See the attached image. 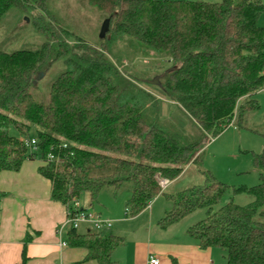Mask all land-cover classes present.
<instances>
[{"label":"trees","instance_id":"16d2710c","mask_svg":"<svg viewBox=\"0 0 264 264\" xmlns=\"http://www.w3.org/2000/svg\"><path fill=\"white\" fill-rule=\"evenodd\" d=\"M45 3L0 0V22L11 11L32 15V28L42 39L33 50H0V173H16L25 161L38 160L51 201L64 208L82 197L93 208L104 189L116 195L128 185L129 218L160 196L170 203L156 224L160 229L203 212L185 231L199 250L224 252L225 264H264V146L252 156L259 171L253 187L230 189L207 171L201 172V185L175 193L158 184L161 179L173 187L199 164L210 140L230 126L246 130L248 116L259 110L264 27L258 19L264 0H86L109 19L108 32L96 45L56 25ZM126 40L169 63L157 77L158 89L193 122L196 136L163 126L158 100L145 83L111 60L112 46ZM59 61L65 69L48 85L47 98L36 101L31 91ZM10 127L24 140L11 136ZM31 127L34 151L25 144ZM260 136L264 140V130ZM229 190L251 201L223 202ZM5 196L1 193L0 201ZM66 240L96 264H115L113 253L124 244L110 232L81 235L75 229L66 232ZM28 241L25 237L23 245ZM25 262L22 254L18 264Z\"/></svg>","mask_w":264,"mask_h":264},{"label":"rangeland","instance_id":"374dc122","mask_svg":"<svg viewBox=\"0 0 264 264\" xmlns=\"http://www.w3.org/2000/svg\"><path fill=\"white\" fill-rule=\"evenodd\" d=\"M190 1L215 3L220 0ZM45 4L56 25L65 28L90 45L98 43V40H100L98 37L100 26L104 20L97 10L87 5L86 0H46ZM32 14L36 15L35 12ZM33 17L19 11L8 13L0 22V50L11 52L22 49H36L41 44L42 39L32 28ZM258 25L264 27V12L258 19ZM126 43H130V41L117 43L111 48L110 58L119 70L124 71L128 77L143 81L145 84L146 82H152L154 79L158 82V75L170 67L169 63L156 58L149 51H140ZM116 59H119V62ZM64 69L63 63L59 61L51 67L43 79L39 80L37 88L31 91L36 101L39 102L47 98L48 85ZM145 84H142V87L158 100L159 118L162 125L177 133H184L191 137L196 136L197 128L188 116L176 104L166 100L158 87ZM255 99L259 104V110L248 116L245 124L247 129L237 130L230 126L210 140L200 153L199 164L190 166L173 187L167 184L165 187L169 188L167 192L175 193L192 186L201 185L203 183L202 171L209 172L217 182L226 185L230 189L250 188L258 184L259 171L253 167L252 156L259 155L264 146V140L260 136L264 130V94H257ZM8 133L13 137L24 140L13 127L9 128ZM27 138L29 140L35 139V129L33 127L29 129ZM128 195V185L123 186L116 195L111 192V189H104L98 198V205L93 206V210L101 212L104 210L105 214L108 213L107 215L119 211L126 214L125 203ZM229 197H232L235 204L241 206L251 201L249 197L233 195L229 190L223 202L227 201ZM153 204L154 210L162 209L165 205L167 207L166 211L170 209V203L160 196L152 201ZM203 218V212H196L165 232L155 225L151 231L152 237L162 238L167 236L180 242L182 239L187 238L186 229ZM137 224L140 226V222H137ZM134 225L133 223L127 224V229L132 231L131 227ZM85 229V226H79L78 231L84 232ZM129 231L122 233L121 237L124 244L113 253V261L117 264L123 261L120 253L125 249L127 251L132 244L133 239ZM111 232H113L112 229ZM142 235L138 234L135 238L142 237ZM214 251L215 264H225V253L220 250Z\"/></svg>","mask_w":264,"mask_h":264},{"label":"crops","instance_id":"0c3cea01","mask_svg":"<svg viewBox=\"0 0 264 264\" xmlns=\"http://www.w3.org/2000/svg\"><path fill=\"white\" fill-rule=\"evenodd\" d=\"M39 166L38 160L25 161L16 173H0V194L6 195L0 201V264H18L22 254L25 264H96L84 259V250L69 247L65 233L58 236L57 231L65 221V208L51 201L49 182L38 175ZM78 202L83 210H90L111 221L110 229L105 232L121 237L122 233L129 231L127 224H135L129 231L132 244L127 251L120 253L123 259H120V264H146L150 256L159 259L160 264H170V258L179 264H215L216 249L199 250L187 236L180 242L167 236L152 237L151 231L166 212V205L154 210L151 202L142 213L129 218L120 211L110 215L104 210L95 211L86 197ZM88 231V227L84 232L76 230L81 235ZM138 234L143 235L135 238ZM25 237L29 241L24 246ZM64 243L65 246L62 245Z\"/></svg>","mask_w":264,"mask_h":264},{"label":"built area","instance_id":"2783aa9c","mask_svg":"<svg viewBox=\"0 0 264 264\" xmlns=\"http://www.w3.org/2000/svg\"><path fill=\"white\" fill-rule=\"evenodd\" d=\"M260 93L264 94V84ZM25 144L31 149L35 150V142L33 140L25 142ZM158 184L160 188L163 190L167 186V182L161 179H158ZM65 221L58 229L57 234L61 237L64 233L70 229L77 230L79 226H86L88 227L89 231L95 232H105L108 231L111 227V221L108 219L101 218L98 214L90 211V210H83L79 202L76 200L72 201V206L69 208H65ZM65 246L66 244H62ZM146 264H160V260L154 256H150L147 259Z\"/></svg>","mask_w":264,"mask_h":264},{"label":"water","instance_id":"95a60500","mask_svg":"<svg viewBox=\"0 0 264 264\" xmlns=\"http://www.w3.org/2000/svg\"><path fill=\"white\" fill-rule=\"evenodd\" d=\"M108 26H109V19H105L101 26H100V30H99V39L102 40L104 38V36L107 34L108 32ZM42 77V76H41ZM150 85H154L156 87L159 86L158 82L156 79H154L152 82H148Z\"/></svg>","mask_w":264,"mask_h":264}]
</instances>
